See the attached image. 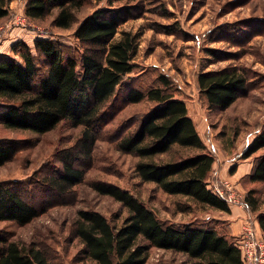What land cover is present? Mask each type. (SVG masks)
<instances>
[{
    "label": "trees",
    "instance_id": "obj_1",
    "mask_svg": "<svg viewBox=\"0 0 264 264\" xmlns=\"http://www.w3.org/2000/svg\"><path fill=\"white\" fill-rule=\"evenodd\" d=\"M9 2L0 0V21L10 13ZM86 3L28 0L25 8L30 21L44 20L57 11L54 27L67 30L78 24L74 35L84 48L80 59L65 54L62 46L50 39H36L33 48L19 41L12 46L11 56L0 54L1 125L36 134L48 133L62 122L83 128L76 143L58 153L52 172L39 180L42 187L62 197L83 183L86 170L80 163L91 161L101 130L125 105L148 101L154 107L121 122L113 131L117 151L138 158L135 173L142 182L230 214L231 205L209 187L214 155L199 135L185 101L172 93L170 79L161 74L158 85L146 90L126 83L127 76L138 67L134 60L139 33L123 31L116 40L124 19L115 11L96 10L79 21L77 11ZM207 52L220 59L214 49ZM249 81V71L238 66L198 76L199 89L208 105L220 110L231 107L249 87ZM119 89L125 91V97L111 113ZM17 149L11 141H0V167L14 159ZM186 150L197 152L182 154ZM263 150L264 123L241 159ZM168 154L171 157L164 159ZM249 181L264 183V153L254 159ZM91 187L119 202L128 214L116 225L98 211H78L73 227L82 245V263L146 264L150 249L157 248L185 254L193 264H244L230 233L195 222L163 221L129 190L112 183L92 181ZM244 203L247 210H257L259 199L254 190L248 192ZM38 205L28 201L18 186L0 182V222L29 224L44 214L49 204L42 201ZM257 221L264 234V212L257 215ZM0 264L51 263L42 249L0 236Z\"/></svg>",
    "mask_w": 264,
    "mask_h": 264
},
{
    "label": "rangeland",
    "instance_id": "obj_2",
    "mask_svg": "<svg viewBox=\"0 0 264 264\" xmlns=\"http://www.w3.org/2000/svg\"><path fill=\"white\" fill-rule=\"evenodd\" d=\"M27 1L10 0V13L0 21V54L11 56L12 46L19 41L33 48L36 39H50L59 43L65 54L80 59L84 48L74 35L78 24L67 30L54 27L57 11L44 20L30 21L25 17ZM100 9L119 12L124 19L116 40L123 31L140 35L134 60L138 67L127 76L126 83L146 90L157 86V78L163 74L170 79L174 96L185 101L189 116L215 158L209 187L219 193L229 183L243 203L248 192L255 191L259 199L256 211L247 210V206H231L232 210L240 207L253 228L257 215L264 212V183L250 182L249 174L254 159L264 150L246 160L241 159V154L264 123V0H87L77 11L78 20ZM257 20L258 25L251 24ZM207 49L219 52L220 59ZM228 66L248 70L250 85L228 109L210 107L199 89L198 76ZM124 97L125 91H121L111 113L122 105ZM154 105L148 101L125 105L98 134L91 161L80 163L86 170L85 181L62 197L42 187L39 180L52 172L58 153L73 146L83 128L62 122L48 133L36 134L6 129L0 123V141H11L18 148L14 159L0 167V182L21 188L34 205L39 206L42 201L49 204L46 212L29 224L0 222V236L42 249L51 264H92L79 261L82 245L73 227L78 211H98L116 225L128 214L112 197L97 193L91 187L92 181L129 190L163 221L195 222L230 233L229 222L224 219L226 213L183 196L169 195L154 183L142 182L135 173L138 158L117 151L112 138L117 126ZM181 152L185 155L197 151ZM170 157L168 154L163 158ZM240 236L234 239L237 241ZM193 262L185 254L151 248L146 264Z\"/></svg>",
    "mask_w": 264,
    "mask_h": 264
},
{
    "label": "built area",
    "instance_id": "obj_3",
    "mask_svg": "<svg viewBox=\"0 0 264 264\" xmlns=\"http://www.w3.org/2000/svg\"><path fill=\"white\" fill-rule=\"evenodd\" d=\"M225 189L218 195L228 202L229 205H240L246 208L245 203L240 201L239 196L229 183L224 184ZM244 264H264V241L258 238L256 231L248 222L243 226L240 239L237 240Z\"/></svg>",
    "mask_w": 264,
    "mask_h": 264
},
{
    "label": "crops",
    "instance_id": "obj_4",
    "mask_svg": "<svg viewBox=\"0 0 264 264\" xmlns=\"http://www.w3.org/2000/svg\"><path fill=\"white\" fill-rule=\"evenodd\" d=\"M240 209V207L235 208L234 210L231 208V213H226V217L224 218L227 222H229L228 229H230V235L234 237L241 234L243 226L248 222L247 215ZM254 224L253 228L255 229L258 238L264 241V234L259 228L258 221L256 220Z\"/></svg>",
    "mask_w": 264,
    "mask_h": 264
}]
</instances>
